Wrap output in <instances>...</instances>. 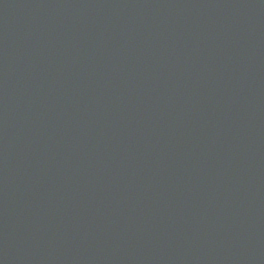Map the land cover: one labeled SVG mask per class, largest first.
<instances>
[{"label":"water","instance_id":"95a60500","mask_svg":"<svg viewBox=\"0 0 264 264\" xmlns=\"http://www.w3.org/2000/svg\"><path fill=\"white\" fill-rule=\"evenodd\" d=\"M0 264H264V0H0Z\"/></svg>","mask_w":264,"mask_h":264}]
</instances>
